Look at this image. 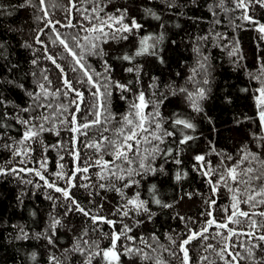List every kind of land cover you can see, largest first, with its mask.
<instances>
[{
    "label": "trees",
    "instance_id": "trees-1",
    "mask_svg": "<svg viewBox=\"0 0 264 264\" xmlns=\"http://www.w3.org/2000/svg\"><path fill=\"white\" fill-rule=\"evenodd\" d=\"M244 2L247 8H238L237 0H71V3L45 0L48 16L44 17L39 0H31V3L0 0V168L6 170L0 174V264H85L91 253L109 248L112 233L124 232L125 227L130 231L118 241L119 261L112 264H157V261L183 264L180 243L190 232H198L205 226L209 229L205 234L208 240L197 238L186 246L190 264L231 261L227 253L224 259L217 255L226 243L233 246L229 249L231 252L244 257H237L239 264H264V242L255 238L264 235V217L252 216L257 221L256 229H251L250 221L243 217L240 224H229L238 235L228 241L224 239L227 229L207 225V220L212 218L218 223L225 222L233 210L228 187L221 183L213 194L210 180L214 184L218 182L225 168L237 164L246 154H254L257 159L251 160L249 156L251 163L246 161L239 168L252 167L256 169L255 175L264 171L260 163L264 161V135L256 101L257 89L264 85V33L258 31L259 24H264V7L255 0ZM93 8H102L100 16L103 18L120 15L118 9L126 10L125 23L130 24L135 18L142 27L126 34V40L95 41L98 45L95 51L102 50L103 54L92 55L86 51L89 45L83 37L89 35L84 29L99 23L91 11ZM82 12L92 19L85 20ZM246 14L258 23L243 19ZM69 20L75 27L66 26ZM57 33L74 51L83 54V63L93 79L102 86L108 85L101 87L104 95L100 99L92 95L96 89L87 83L83 71L60 45ZM72 36L79 38L82 48L75 47ZM144 36L157 38L149 41L155 45L151 49L154 54L136 56L132 62L120 58L125 54L134 55ZM48 56L56 60L63 72L47 59ZM106 65L110 69L107 72ZM129 67L134 71L127 72ZM65 78L83 93L82 101L75 92L65 88ZM205 80L208 82L204 83ZM116 83L126 85L127 90L116 87ZM180 88L191 92L198 88L205 90L204 98L198 101L199 112L192 108L186 93L179 92ZM141 91L148 102L144 111L160 112L157 118L162 126L160 134L168 131L174 135L164 136L163 142H142L140 152L132 154L134 163L130 167L135 169V174L131 177L127 174L129 165L122 161L116 163L124 169L118 173L124 176L123 180L113 176L101 180L97 175L98 166L90 167L86 173H77L73 177L75 186L69 191L90 216L74 207L69 211L61 193L48 188L34 171H18L21 168L39 170L48 181L66 188L67 177L77 164L83 168L99 158V154L85 148L84 144L100 139L101 134L116 139L115 130L123 126L122 118L132 110L131 105L138 102ZM73 100L80 104L79 112ZM99 103L104 105L100 109L103 123L88 129L87 136H78L76 147L80 160L74 161L70 155L74 135L68 123L71 114H76L79 123L88 122L96 118L93 106ZM49 104L51 108L46 107ZM60 105L63 108L58 110ZM44 115L50 117L43 122L44 127L51 131L41 133L35 142L20 144L26 128L20 121L28 120L30 125L39 126L42 123L39 117ZM177 118L194 127L174 126ZM61 120L65 123H60ZM105 128L108 131H104ZM184 135L192 139L180 144ZM154 147L159 151L153 153V159L148 152ZM25 148L31 151L26 155H13L14 150ZM108 152L110 149L103 159H112ZM140 155L147 156L146 166L156 171L141 169ZM197 155L204 156L205 160L197 162ZM41 163L46 167L41 168ZM59 164L64 166L65 179L55 176L60 171ZM208 168L215 171L212 175H203ZM10 169L17 172L8 171ZM177 174L180 180L176 179ZM130 180L136 183L125 188ZM257 182L253 180L251 186L259 190L264 181L259 182L260 186ZM101 183L106 187L101 189ZM229 184L232 185L230 180ZM243 187L240 185L241 189ZM115 188L121 189L123 195ZM137 193L145 202L147 212L124 207ZM241 198L246 199V196ZM157 199L161 204L155 203ZM212 200L216 202L214 205H210ZM164 204L170 207H163ZM239 208L250 213L264 212V205L259 204L253 209L242 203ZM124 210H128L129 215L123 216ZM209 211L212 217L207 216ZM91 216L105 217L114 224L93 223ZM55 220L60 224L53 228ZM217 232L221 235H216ZM248 232H253L254 238L240 234ZM129 236L133 239L129 240ZM208 244L213 247L208 248ZM127 247L140 249V252L126 254ZM80 248L84 251H79ZM248 249L252 250L251 257ZM91 264L106 262L102 255L93 256Z\"/></svg>",
    "mask_w": 264,
    "mask_h": 264
},
{
    "label": "snow or ice",
    "instance_id": "snow-or-ice-1",
    "mask_svg": "<svg viewBox=\"0 0 264 264\" xmlns=\"http://www.w3.org/2000/svg\"><path fill=\"white\" fill-rule=\"evenodd\" d=\"M71 3V0H69ZM257 4H259L261 7H264V0H255ZM26 3H31V0H26ZM23 6V5H22ZM39 6L40 10L43 11L44 17L48 16L47 9L45 8V0H39ZM74 8L75 5H72ZM237 7L238 8H247V5L245 4L244 0H237ZM87 10H85L86 12ZM92 13L95 14V19L99 21L98 24L93 23L91 27H88L84 29L89 35H86L83 37V40L86 42V44L89 45V47L86 49L90 54L92 55H97V54H103L102 50L98 53L95 51V49L98 48V45L95 43L97 40H104V42H107V40L113 39V40H126L128 37L126 34H131L133 31H138L142 26L133 18L131 20V23H125V18L127 16V11H120L119 9L117 10L120 12V15L118 16H112L109 15L107 18H103L100 16V12L103 11L102 8H93ZM150 12V10H149ZM157 20L160 19L159 16H156L155 13H151ZM81 15L84 16L85 20H91L92 18L89 17L88 15H85L83 12ZM245 20H248L250 22L258 23L253 21V18L251 16H248L247 14L242 17ZM50 24L51 21H48ZM56 23H59L57 21ZM47 26V25H46ZM68 27H75V25L72 24V22L69 20ZM106 29L110 31H106ZM55 31V29H53ZM258 31L261 33H264V24H259L258 26ZM162 38V37H161ZM56 39L59 41L60 45H62L65 49V51L68 53L69 56L72 57L73 61L75 62L76 65L79 66L80 70L83 71V74L85 77H87V83L92 85L96 91L92 93L94 97L97 99H100L104 93L101 92V87L107 88L108 85L104 84L103 86L96 80L93 79V76L89 74V71L85 64L83 63V54H78L76 51L73 50L72 47L68 44V42L61 38L60 35L57 33ZM71 39L75 42V47L76 48H82L83 46L80 44V40L77 36H72ZM156 37L153 36H144L140 39L139 41V47L134 53V55H128L125 54L121 59L125 61L132 62L136 56H141L144 54H154L151 52V49L155 47L154 44H150L149 41L151 40H156ZM39 42V41H38ZM47 59L51 60L53 64L56 65L57 68L61 69V72H63V69L59 64L56 63V60L52 56H48ZM35 63V61H33ZM201 68L204 67L203 64L200 65ZM76 68H73V71H76ZM109 67L106 65L105 71H109ZM127 72H132L134 71V68L129 67L126 69ZM138 71V69H137ZM196 70L193 69V74H195ZM97 76H99V73H96ZM48 77L45 76V80H47ZM110 79V78H109ZM189 79H192L191 77ZM208 81L205 80L204 83H207ZM64 86L66 89L73 91L76 93V97L79 98L81 101L83 100V93L79 92L72 86V82L68 80L67 78L64 79L63 81ZM116 87L120 88L121 90H127V86L123 84L116 83ZM41 88H44V85H41ZM180 93H186V98L191 102L192 108L199 112V104L198 101L203 99L205 96V90L203 88H198L195 92L188 91L186 88H180L179 89ZM257 92L259 95L256 97L257 101V107L260 109L259 111V118L264 125V85L261 86V88L257 89ZM45 95H47V90H45ZM67 91L65 92V95H67ZM173 94H176L175 92ZM138 102L133 103L131 105V111L126 114L122 119H123V126L120 128H117L116 131V139H109L106 136H103L101 134L100 139L98 140H93L91 142H86L84 144L85 148H90L93 149L95 153L99 154V158L95 159L94 164L89 163L88 166L81 168L79 164L76 165L74 168V171L72 172V175L67 177V187L66 188H61L56 186L54 182L48 181L39 170H34V169H19L18 171L23 172V171H29L35 172L36 176H39L41 180H44L45 185L48 188H53L56 192L61 193L65 201L68 202V208L69 211L73 210V207L75 208L76 211L83 213L85 216H90V213L85 211L83 207L79 205V203L72 197L71 192L69 189L74 187L75 185L73 184V177H76V174L79 172H88L90 167L93 166H98L100 168V173L97 175L101 180H104L107 176H113L117 180H123L124 176L120 175L118 173L123 172L124 169L120 168V165L117 164V161H122L126 162L129 167L127 169V174L129 177H131L133 174H135V169L130 167L133 163L134 160L132 159V154H138L140 152V145L141 143H146V144H151L153 141H160L163 142V137L164 136H173V132H168L165 131L162 134H160L161 130V124L158 122L157 118L160 117V112L155 111L153 113H146L144 110L148 107V102L145 101V95L143 91L139 93L137 96ZM72 103L76 104V112H79L81 110L80 104L76 103L75 100L72 101ZM39 107H45V105H39ZM46 107L51 108L52 105L49 104ZM96 110L93 112V115L96 117L93 120H90L85 123H79L77 116L75 113L71 114V119L68 121L70 123L71 128L70 131L74 133L72 137V150L70 152V155L73 156L74 161H79L80 160V152L78 148L76 147L78 136L79 135H84L87 136L88 129H91L96 126H100L103 122L101 120V111L100 109L104 107L103 103H99L98 105L93 106ZM60 108H63V105L58 106V110ZM65 111L67 109H64ZM27 111V109H25ZM39 119L42 121V123L39 126L36 125H30V122L28 120H22L20 123L26 126L25 131L23 132L22 138L19 141L20 144H24L26 141H32L35 142L36 139L39 137L41 133L44 131H51V129H46L44 127L43 122H47L50 117L47 115L39 117ZM60 123H65V121L61 120ZM155 124V130H152V125ZM174 126L177 125H182L184 128L191 129L194 127V125L184 119L177 118L173 121ZM104 131H108L107 128L104 129ZM192 137L188 135H184L183 138L180 140V144H185L187 141L191 140ZM52 147H57L56 145H53ZM110 149V152H108L109 155H111L112 159L111 160H105L103 159V156L106 152V150ZM31 151V148H25L23 150H14L13 155H26L28 152ZM159 149L154 147L151 152H148V156H152L154 159L155 156L153 153L158 152ZM172 149H169L168 152L171 153ZM249 156H251V160H256L257 157L254 154H246L244 157L241 158V160L237 164H233L232 166L226 167L224 172L220 176V180L216 182L215 184L210 180L209 183L212 184V193L215 194L218 191V186L219 184L222 183L223 186L228 187V191L232 193V211L231 214L227 215L226 221L222 223H218L215 218L208 219L207 220V225H215L217 229H227V235L224 237L226 241H228L232 236L238 235L236 231L233 229H230L228 227L229 224H240L241 217H243L245 220L250 221L249 227L251 229H256L258 227L257 221L255 219H252L253 215H259L261 217H264V212H259V213H250L248 211H243L240 210L239 205L240 204H248L251 208L255 209L257 205H264V199H258L261 197H264V185H261L259 187V190L256 188L252 187V181H261L264 180V171H261L259 175H255L254 173L256 172V169L252 167H247V168H239L240 164L245 163L246 161L251 163L249 160ZM63 159V157H61ZM147 159V156L140 155L139 160L140 164L139 167L141 169H144L145 171L151 170V171H156L154 168H149L145 164V160ZM228 160H231V157L227 158ZM195 160L197 162H201L205 160V157L202 155H197L195 156ZM179 163V160L176 161ZM261 165H264V161L260 162ZM41 168L46 167L45 163H41L40 165ZM58 167L60 168V171L55 173V176L57 179H65V174L63 172V165L59 164ZM239 168V170H238ZM5 169L0 168V174L5 173ZM8 171H11L13 173L17 172V169H10ZM214 169L208 168L207 171H204L202 174L205 176L212 175L214 172ZM247 177V179H245ZM177 180L181 179V176L177 174L176 176ZM229 180L232 182V185H235L233 187L232 185L229 184ZM136 183V181L130 180L129 183H125L124 187L127 188L131 184ZM240 185H243V189L240 188ZM85 187H87L85 185ZM101 189L105 188L106 185L101 183L99 185ZM114 187V185L112 186ZM117 192H121V195H123L122 190L119 188H115ZM242 196H246V199H242ZM155 203L161 204L160 200H155ZM216 202L215 200L210 201V205H214ZM131 206L130 210H135L136 212H139L143 210L144 212H147L148 209L145 207V202L139 199V193H137L134 197L131 199L127 200L126 205L124 206L125 208H129ZM163 207H170V205L164 204L162 205ZM118 212L121 210L118 209ZM123 216L129 215L128 210L122 211ZM212 212L209 211L207 213L208 217H212ZM91 219L93 220V223H96L97 221L107 223L109 225L114 224V221L108 220L105 217L102 216H91ZM60 224L59 220H55L52 224V227L55 228L57 225ZM208 227L205 226L203 227L200 231H192L188 235L187 239H184L179 247L180 251L183 253V264H190V257L188 253V248L186 247L189 245L193 240H196L197 238L202 239V240H208V236L205 235L208 233ZM127 231H130L127 227H125L124 232H113L111 235V245L107 249H100L99 251L95 253H91L89 255L88 260L85 262V264H91V259L93 256H101L103 257L104 261L106 264H112L113 261H119L120 254L116 251L117 248V243L121 239L122 236L126 234ZM243 235L248 236L249 239L254 238L255 234L253 232H248V233H240ZM216 235H221L220 232H217ZM129 240L133 239L131 236L127 237ZM155 239V237H153ZM170 238V237H169ZM259 241L264 242V235H260L259 237H255ZM171 239V238H170ZM49 242L51 243V239H49ZM142 243H145V241H141ZM85 243H88V241H85ZM97 248H99V245H96ZM208 248H212L213 245L208 244ZM230 247H233L232 245L226 243L225 247L220 250V252L217 253V255L220 256L221 259H224V254L227 253L229 256L232 257L231 261H225V264H239V261L237 260V257H240L243 259L244 257L241 256L240 253L236 252L233 253L229 249ZM253 247H259V245H254ZM79 251L83 252L84 249L80 248L78 249ZM249 256H252V250L248 249ZM134 252H140V249H134L132 247H127L125 248V253L126 254H133ZM144 258H148L147 255L144 256ZM53 259H55L53 257ZM201 259L207 260V257H202ZM157 264H161L160 261H157ZM211 264V261L209 262Z\"/></svg>",
    "mask_w": 264,
    "mask_h": 264
},
{
    "label": "water",
    "instance_id": "water-1",
    "mask_svg": "<svg viewBox=\"0 0 264 264\" xmlns=\"http://www.w3.org/2000/svg\"><path fill=\"white\" fill-rule=\"evenodd\" d=\"M258 118H259V113H258ZM259 120H260V118H259ZM260 123H261V121H260ZM261 126H262V132H263V134H264V125H262V123H261Z\"/></svg>",
    "mask_w": 264,
    "mask_h": 264
},
{
    "label": "rangeland",
    "instance_id": "rangeland-1",
    "mask_svg": "<svg viewBox=\"0 0 264 264\" xmlns=\"http://www.w3.org/2000/svg\"><path fill=\"white\" fill-rule=\"evenodd\" d=\"M261 181H262V180H261ZM263 181H264V180H263ZM259 182H260V181L257 182L258 186H260V183H259Z\"/></svg>",
    "mask_w": 264,
    "mask_h": 264
}]
</instances>
